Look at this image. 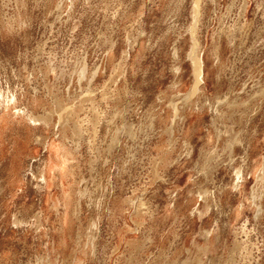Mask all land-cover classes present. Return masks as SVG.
Here are the masks:
<instances>
[{"label":"rangeland","instance_id":"374dc122","mask_svg":"<svg viewBox=\"0 0 264 264\" xmlns=\"http://www.w3.org/2000/svg\"><path fill=\"white\" fill-rule=\"evenodd\" d=\"M231 259L264 264V0H0V264Z\"/></svg>","mask_w":264,"mask_h":264},{"label":"bare ground","instance_id":"6f19581e","mask_svg":"<svg viewBox=\"0 0 264 264\" xmlns=\"http://www.w3.org/2000/svg\"><path fill=\"white\" fill-rule=\"evenodd\" d=\"M195 17H196V15H195V10H194L193 11V19H195ZM199 52L200 51L194 47V51L191 54V58L193 61V67H194V73H195V79H196L195 80L196 85L191 90V93L189 94L188 99L198 92V85L197 84L202 81V77H203V60H202L201 54ZM47 67H48V68H46L47 71H49L48 69H51V70L55 69L52 65H48ZM79 67H80V64L77 61V63L75 65H73L72 70H71L72 72H70L69 76L71 77L72 75L80 74L82 72V68H79ZM168 105L171 108V112H173V115L171 117V123H172L171 125L172 126H168L165 129V131H167L169 134H171V132H173V126L176 124V119H177V117H179V115L177 116V114L179 113L180 106L178 105V103L173 102V101L171 103H169ZM109 122H112V121H108V123ZM61 125H64V123ZM71 129H72L73 136L75 138L76 137L79 138L80 132H81V127L75 123ZM230 141H231L230 146H232L233 142L234 143L236 142L235 137H234V139H231ZM241 228L244 229L243 226ZM230 263L232 264V259L230 260Z\"/></svg>","mask_w":264,"mask_h":264}]
</instances>
